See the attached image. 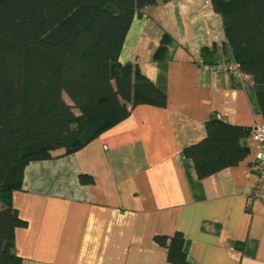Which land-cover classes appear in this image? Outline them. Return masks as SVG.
<instances>
[{
    "label": "crops",
    "instance_id": "crops-1",
    "mask_svg": "<svg viewBox=\"0 0 264 264\" xmlns=\"http://www.w3.org/2000/svg\"><path fill=\"white\" fill-rule=\"evenodd\" d=\"M164 35L165 58L155 53ZM202 49L214 52L205 63ZM230 59L210 0L145 7L124 39L121 64H136L167 98L136 106L79 151L31 162L11 203L21 264H169L153 237L181 232L190 264H264V205L251 200L255 143L234 167L198 179L183 149L205 137L213 117L263 125L253 84L212 76L201 64ZM210 62V63H212ZM80 175L92 178L81 184Z\"/></svg>",
    "mask_w": 264,
    "mask_h": 264
},
{
    "label": "trees",
    "instance_id": "trees-1",
    "mask_svg": "<svg viewBox=\"0 0 264 264\" xmlns=\"http://www.w3.org/2000/svg\"><path fill=\"white\" fill-rule=\"evenodd\" d=\"M170 1L0 0V264L22 263L14 236L26 222L11 196L21 188L27 164L79 151L136 106L166 107V95L119 56L142 10ZM210 3L222 19L230 59L253 84L264 126V0ZM170 43L164 35L156 60L165 58ZM213 52L202 49L205 63ZM250 132L212 116L205 137L183 155L198 179L207 178L249 155L244 141ZM79 181L90 184L92 178L80 175ZM153 241L169 264H190L181 232Z\"/></svg>",
    "mask_w": 264,
    "mask_h": 264
},
{
    "label": "built area",
    "instance_id": "built-area-1",
    "mask_svg": "<svg viewBox=\"0 0 264 264\" xmlns=\"http://www.w3.org/2000/svg\"><path fill=\"white\" fill-rule=\"evenodd\" d=\"M203 70L212 76L228 74L239 81L246 78L239 70L238 64L235 62L221 59L209 64H201ZM255 143L254 151V184L250 191V198L253 201L260 202L264 205V126L257 125L251 128L250 137Z\"/></svg>",
    "mask_w": 264,
    "mask_h": 264
},
{
    "label": "rangeland",
    "instance_id": "rangeland-1",
    "mask_svg": "<svg viewBox=\"0 0 264 264\" xmlns=\"http://www.w3.org/2000/svg\"><path fill=\"white\" fill-rule=\"evenodd\" d=\"M65 100H67V99H65Z\"/></svg>",
    "mask_w": 264,
    "mask_h": 264
}]
</instances>
